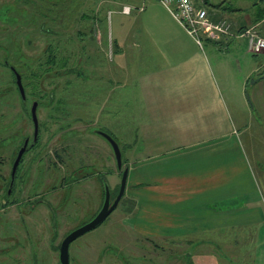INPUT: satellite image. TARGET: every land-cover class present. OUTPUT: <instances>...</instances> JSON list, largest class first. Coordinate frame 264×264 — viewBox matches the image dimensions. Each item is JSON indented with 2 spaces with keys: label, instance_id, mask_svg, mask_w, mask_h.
I'll return each instance as SVG.
<instances>
[{
  "label": "rangeland",
  "instance_id": "obj_1",
  "mask_svg": "<svg viewBox=\"0 0 264 264\" xmlns=\"http://www.w3.org/2000/svg\"><path fill=\"white\" fill-rule=\"evenodd\" d=\"M121 1L129 0H0V264H60L62 238L99 210L104 185L112 200L118 193L121 171L97 130L116 138L122 165L128 164L130 151L124 148L132 135L121 130L128 109V87L121 85L125 63L116 55L110 60L111 37L131 24L117 13ZM205 1L198 2L213 20L225 17L264 36V17L253 23V0ZM217 3L225 9L212 6ZM232 43L217 48L223 53L219 67L235 88L237 96L226 93L228 104L264 211V52L255 55L243 42ZM127 64L132 72L139 66L135 59ZM108 65L118 82L113 88ZM13 69L21 76L25 101ZM33 101L38 140L22 154L7 196L16 153L25 137L31 142ZM134 188L135 182L128 183L106 219L71 241L70 264H264V246L255 242L264 236L260 225L225 230L218 241L215 232L207 233L215 240L207 242L155 236ZM137 221L150 228L138 229Z\"/></svg>",
  "mask_w": 264,
  "mask_h": 264
},
{
  "label": "crops",
  "instance_id": "obj_2",
  "mask_svg": "<svg viewBox=\"0 0 264 264\" xmlns=\"http://www.w3.org/2000/svg\"><path fill=\"white\" fill-rule=\"evenodd\" d=\"M125 4L135 8L124 13ZM116 10L131 23L110 41V60L115 55L124 60L121 85L128 87L127 125L121 129L132 135L124 148L130 151L126 187L135 182L153 234L207 242L215 241L210 232L217 240L225 230L264 229L261 188L226 93L237 95L219 67L223 53L217 50L243 42L248 52L247 38L221 37L200 46L158 1H121ZM132 59L139 62L133 72L127 64ZM107 69L113 88L118 85L111 78L114 66ZM136 226L150 228L144 221ZM255 242L264 246V236Z\"/></svg>",
  "mask_w": 264,
  "mask_h": 264
},
{
  "label": "built area",
  "instance_id": "obj_3",
  "mask_svg": "<svg viewBox=\"0 0 264 264\" xmlns=\"http://www.w3.org/2000/svg\"><path fill=\"white\" fill-rule=\"evenodd\" d=\"M146 1V0H132ZM164 6L172 17L194 38L198 45L203 41L218 40L221 36H231V24L225 18L221 17L213 20L201 0H154ZM135 6L125 4L122 6V12L130 13ZM137 9H143V4L136 6ZM237 37H246L248 48L254 53L264 51V36L260 35L255 28L248 27L243 32L235 34Z\"/></svg>",
  "mask_w": 264,
  "mask_h": 264
},
{
  "label": "water",
  "instance_id": "obj_4",
  "mask_svg": "<svg viewBox=\"0 0 264 264\" xmlns=\"http://www.w3.org/2000/svg\"><path fill=\"white\" fill-rule=\"evenodd\" d=\"M14 70V69H13ZM15 73V81L17 85V89L20 93L21 99L25 101V92L24 87L21 82V76L16 70H14ZM248 99V97H247ZM249 101V99H248ZM250 103V102H249ZM38 102L33 101L30 107V117L31 121L33 123V142H35L38 134V119L36 115V109H37ZM97 133L104 137L107 142L110 144L114 158L116 161V167L118 170L121 171V179L119 184V190L115 198L112 200L110 197V190L107 184L104 185V194H103V202L99 208V210L95 213V215L87 222L77 226L76 228L70 230L61 240L59 244V251H58V259L60 264H70L69 263V255H68V247L71 241H73L78 236L96 228L99 226L106 217L117 207L118 202L120 201L121 197L123 196L125 189H126V183H127V176H128V166L122 165V155L120 147L117 143V141L107 132L102 130H97ZM28 139L26 138L23 142V145L18 149L16 156L13 160L12 167H11V176H10V182L9 187L7 189L6 195L8 196L11 190L12 183L14 181V176L16 169L18 167V164L20 162V159L22 157V154L24 153L26 147H27Z\"/></svg>",
  "mask_w": 264,
  "mask_h": 264
},
{
  "label": "trees",
  "instance_id": "obj_5",
  "mask_svg": "<svg viewBox=\"0 0 264 264\" xmlns=\"http://www.w3.org/2000/svg\"><path fill=\"white\" fill-rule=\"evenodd\" d=\"M208 1L206 0L205 3H207ZM210 5V4H209ZM253 5L257 6L256 8V11H255V18L253 19V23L254 22H259L261 19H263L264 17V0H253ZM212 6L214 7H217V8H220V7H223L225 9L226 6H223L222 3H217V4H212ZM221 18V17H220ZM227 19V18H226ZM230 24H231V31L233 32V34L231 36H221L223 38H232V37H236L234 36L235 34H239L241 32H243L246 28H247V24H243V25H240L238 28H236V26L234 25V23H232L229 19H227ZM252 23V22H251ZM220 37V38H221ZM219 38V39H220ZM218 40H209V39H206L208 41H215V42H218ZM205 41V40H204ZM108 133V132H107ZM110 134V133H108ZM115 140L116 138L110 134ZM118 143V142H117Z\"/></svg>",
  "mask_w": 264,
  "mask_h": 264
},
{
  "label": "flooded vegetation",
  "instance_id": "obj_6",
  "mask_svg": "<svg viewBox=\"0 0 264 264\" xmlns=\"http://www.w3.org/2000/svg\"><path fill=\"white\" fill-rule=\"evenodd\" d=\"M26 138L28 139L26 149L29 150L30 148H32V147L36 144V142H37V140H38V134H37V138H36L35 142H33V143H32V141H33V134H32V137H31V142H29V141H30V137H25L24 140H25ZM24 140H23V141H24ZM19 148H20V147H19Z\"/></svg>",
  "mask_w": 264,
  "mask_h": 264
}]
</instances>
